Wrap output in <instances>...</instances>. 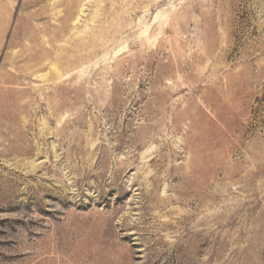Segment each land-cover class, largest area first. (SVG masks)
<instances>
[{
    "label": "rangeland",
    "instance_id": "374dc122",
    "mask_svg": "<svg viewBox=\"0 0 264 264\" xmlns=\"http://www.w3.org/2000/svg\"><path fill=\"white\" fill-rule=\"evenodd\" d=\"M0 264H264V0H0Z\"/></svg>",
    "mask_w": 264,
    "mask_h": 264
}]
</instances>
